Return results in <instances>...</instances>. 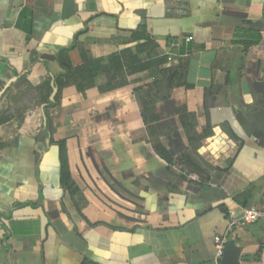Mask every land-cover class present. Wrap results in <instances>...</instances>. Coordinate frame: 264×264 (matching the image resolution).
I'll use <instances>...</instances> for the list:
<instances>
[{
    "label": "crops",
    "instance_id": "obj_1",
    "mask_svg": "<svg viewBox=\"0 0 264 264\" xmlns=\"http://www.w3.org/2000/svg\"><path fill=\"white\" fill-rule=\"evenodd\" d=\"M72 46L74 67L84 52L107 69L69 79L48 107L39 87ZM180 65L191 87L172 85ZM167 68L155 143L142 99ZM181 105L214 131L198 148ZM1 119L0 264H213L215 236L264 211V0H0ZM52 139L66 142L82 213ZM240 264H264V245L244 246Z\"/></svg>",
    "mask_w": 264,
    "mask_h": 264
},
{
    "label": "trees",
    "instance_id": "obj_2",
    "mask_svg": "<svg viewBox=\"0 0 264 264\" xmlns=\"http://www.w3.org/2000/svg\"><path fill=\"white\" fill-rule=\"evenodd\" d=\"M137 37L146 39V42L139 46V49L145 48L147 46L152 47L153 42L149 38V36L145 33L144 28L140 30V34L137 35ZM74 46L64 49L59 53V63L60 65L65 69V73L59 74L57 76H49L46 83L43 86H40L39 89L46 88L48 90L47 92V98L52 96L53 99H55L53 102L50 103L48 107H55L58 104L59 97L61 96L63 88L69 83V79L75 78L78 75H80L83 78H90L92 79L96 73L99 71H106L107 67L102 65V62L100 60H92L89 59L84 52H82V57L84 60V63L79 67H74L71 63V61L68 58V54L73 49ZM131 53V50H126L122 54L126 55ZM122 54L115 55L112 57V63L115 67V69H122L124 67V63L122 62ZM153 54H155V47H152L148 55L151 57ZM168 57L165 56L159 60L151 61L148 65L150 67L152 66H158L161 63H165L168 61ZM142 67H147V64H138L136 68L141 69ZM186 66L180 65L178 69L174 72V80H172V85H179V86H186L191 87L187 83H184L183 80L185 79V71ZM171 72L170 69H162L160 73L162 74V77L166 79L163 80H156L149 86V91L142 99V117L144 119V122L147 125L148 135L151 137V139L158 143V137L161 135V127L159 126L160 121V115L157 112V102L158 100L163 97L167 98L168 94H163L160 96L161 88L163 86L167 85V81L169 78L167 77L168 74ZM177 82H174V81ZM179 81V82H178ZM115 87L114 84L111 82L108 83L106 87H101L102 90L105 88L112 89ZM82 90H84L85 86H80ZM53 90V92H52ZM48 107H46L42 111V115L47 120V124L43 126V130L47 131L48 134H52L51 126H50V120L48 116ZM176 114L180 117L183 129L187 133V136L189 138L190 145L194 148H198L201 142L204 139H207L211 137L214 134L213 129L210 126H207L203 129H199L197 125V119L194 113L190 112L188 107L186 105H181L176 108ZM2 121V119L0 120ZM49 143L56 144L59 148V158H60V168H61V184L64 188L69 190L71 197L73 201L75 202V205L77 206V209L80 213H82V206H81V200H82V191L79 187H77L76 183L74 182L71 170L69 166V160H68V154H67V146L65 141L55 142L53 139L49 140ZM161 155L167 160L168 163L173 164L174 158L173 156L166 150H159ZM85 264H88L85 262Z\"/></svg>",
    "mask_w": 264,
    "mask_h": 264
},
{
    "label": "water",
    "instance_id": "obj_3",
    "mask_svg": "<svg viewBox=\"0 0 264 264\" xmlns=\"http://www.w3.org/2000/svg\"><path fill=\"white\" fill-rule=\"evenodd\" d=\"M250 243L264 245V220L235 229L228 240L223 264H240L242 250Z\"/></svg>",
    "mask_w": 264,
    "mask_h": 264
},
{
    "label": "built area",
    "instance_id": "obj_4",
    "mask_svg": "<svg viewBox=\"0 0 264 264\" xmlns=\"http://www.w3.org/2000/svg\"><path fill=\"white\" fill-rule=\"evenodd\" d=\"M186 40L190 41L191 39L187 38ZM176 45V42L172 43V46ZM259 220H264V211L255 207L247 208L244 211L243 217L240 220L233 221L225 234L215 236V256L213 264H223L228 240L237 227L245 226Z\"/></svg>",
    "mask_w": 264,
    "mask_h": 264
}]
</instances>
